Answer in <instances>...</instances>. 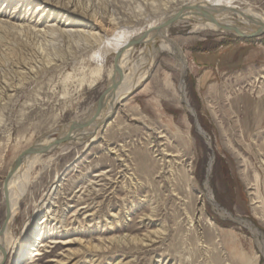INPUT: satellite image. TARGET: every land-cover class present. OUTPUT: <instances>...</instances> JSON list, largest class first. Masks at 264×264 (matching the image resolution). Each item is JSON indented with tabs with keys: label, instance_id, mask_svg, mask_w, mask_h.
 I'll list each match as a JSON object with an SVG mask.
<instances>
[{
	"label": "rangeland",
	"instance_id": "374dc122",
	"mask_svg": "<svg viewBox=\"0 0 264 264\" xmlns=\"http://www.w3.org/2000/svg\"><path fill=\"white\" fill-rule=\"evenodd\" d=\"M3 1L25 3L26 20L0 18V234L15 162L101 110L126 43L192 0H71L94 27L70 32L37 25L38 0ZM217 1L264 15V0ZM176 24L179 52L132 45L124 72L151 62V73L101 126L108 107L82 141L28 157L0 264H13L36 215L46 234L23 264H264V35Z\"/></svg>",
	"mask_w": 264,
	"mask_h": 264
},
{
	"label": "bare ground",
	"instance_id": "6f19581e",
	"mask_svg": "<svg viewBox=\"0 0 264 264\" xmlns=\"http://www.w3.org/2000/svg\"><path fill=\"white\" fill-rule=\"evenodd\" d=\"M38 1H40V3L36 5L38 7L37 12L33 13L32 11L31 14L32 18H35V21H37V25L38 24L48 25L49 23H54L59 30H61L62 28H67V29L84 28V30H88V29H93L94 27L93 26L94 24H91L92 21L89 20V18H86L88 17V14H86L85 12H80L79 11L80 7L74 1L73 2L71 0H67L65 2L58 0H45V1L43 0L44 2H41L42 0H38ZM2 3L3 5H1V0H0V18L8 17L9 20H11L13 23L20 21L22 22L26 20V17L22 15V13L26 11V8L24 9L25 3L22 5L21 3L18 4L14 9L12 8L14 6L13 3H9V2L4 3V1ZM31 4H34V1L33 2L31 1L28 5ZM44 4L46 6H44ZM171 10L173 11H169L164 15L163 21L158 27H155L153 30L149 31L145 35L144 42L147 45L153 44L154 45L153 49L156 51L179 52L177 44L172 39H170L168 34L169 27L176 23L195 21L199 24L198 26L202 28V30H206V31L209 30L215 33L228 32V33L236 34L238 36L252 35L256 32V28L258 25L264 24V15L255 13L251 10H243L236 7H229L228 4L217 0H213L212 2L209 1L198 2L197 0H192L189 1V3L180 4V6H178L175 9L171 8ZM231 14L238 17L240 22H242L245 27L238 25V22L236 20H233ZM70 31L73 30H61V32H70ZM130 43L131 41H128L125 45V51L123 54V58L121 60V65L118 66V69L116 68L113 69L109 90L107 92V95H105L106 98L104 100L103 105L101 106L102 111L105 107H108V112L104 117L98 120L96 124L98 126H101L106 121V119L109 118L112 115V113H114L116 106L119 103H121L123 100H125L132 93L133 90H135L139 85H141L144 81H146V79L150 75L149 73H151V71L149 72L150 65H152L151 62L149 63L147 69L138 75H135L133 72V74L129 76L124 72L125 67L129 63V58L132 52V45ZM148 53L150 57L153 54L151 53V51L150 52L148 51ZM184 60L185 59L183 57V63L185 67L186 60L185 61ZM181 93L183 95V102L186 104L188 110L193 111V109L189 106L186 97L184 95L183 85L181 87ZM102 100H100L97 106L101 103ZM101 110H99V114ZM78 132L79 131H77V133H74V138L77 139V140L75 139L76 141H82L84 137L83 138L78 137L80 136V135L77 136ZM200 132L201 134L205 135V132L203 130H201ZM85 137L87 136L85 135ZM53 142L54 140H51L49 142H45L36 146H47L52 144ZM36 155L39 156L38 154ZM28 159L29 158H25L23 160L22 159H20L19 161L17 160L18 162L16 161L17 164H15L16 166L12 168L7 183L5 184L4 192H5V200L7 203L8 211H7V220L0 234V247H1L2 255L4 257L7 254L6 241L9 237V229L20 212V205L24 195V190L20 187L18 188L19 183L17 184L16 180L18 179H16V177L19 176L17 174L24 169L23 166L28 161ZM35 161L36 160L32 161V163L33 164L36 163ZM24 175L25 174H23V176ZM38 219H39L38 215H36L35 223L31 227L30 229L31 231H29V233L25 236L24 242L22 243L19 251L17 252L13 264H23L30 256L31 251L38 250V246L40 245L39 242L41 240L39 234L40 233L46 234V227L43 228L42 224L37 222ZM40 226L42 227L40 228ZM255 234L256 236L260 235V233L257 231H255ZM58 243H62V242H57V244ZM69 243H71V241L65 242L63 244L67 245ZM260 247L262 252L264 253V243H260ZM35 255L38 256L40 254L36 253Z\"/></svg>",
	"mask_w": 264,
	"mask_h": 264
},
{
	"label": "water",
	"instance_id": "95a60500",
	"mask_svg": "<svg viewBox=\"0 0 264 264\" xmlns=\"http://www.w3.org/2000/svg\"><path fill=\"white\" fill-rule=\"evenodd\" d=\"M173 21V20H172ZM173 23V22H172ZM264 35V24H260L257 26L256 28V32L252 35H248V36H241L244 38H253V37H259V36H263ZM144 36H140V37H135L133 38L134 40L131 41V45L135 46L138 43L144 42ZM179 51V49H178ZM185 61V60H184ZM118 62H119V56L117 57V61L115 64L116 69H118ZM99 111L95 112L92 117L86 121V122H82V123H72L70 125V128L68 130V133L66 135H60L52 144L47 145V146H34L32 148H30L28 151H26L19 159H25L28 157H31L33 155H41V154H46L49 153L51 151H53L56 148H60L63 145H65L66 143H69L70 141L74 140V133H76L79 130H84V128L86 127H90L92 125V123H94L96 121V117L98 116ZM196 126L198 128L199 131L202 130L200 124L198 123V121L196 122ZM17 161V162H18ZM17 162L15 164H17ZM14 164L13 168L16 166ZM7 183V181H6ZM5 189V187H4ZM5 191V190H4Z\"/></svg>",
	"mask_w": 264,
	"mask_h": 264
}]
</instances>
